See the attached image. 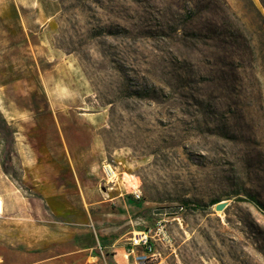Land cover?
Returning a JSON list of instances; mask_svg holds the SVG:
<instances>
[{"label":"rangeland","instance_id":"obj_1","mask_svg":"<svg viewBox=\"0 0 264 264\" xmlns=\"http://www.w3.org/2000/svg\"><path fill=\"white\" fill-rule=\"evenodd\" d=\"M54 1L0 0L1 264H140L160 220L148 264H264V0Z\"/></svg>","mask_w":264,"mask_h":264},{"label":"built area","instance_id":"obj_2","mask_svg":"<svg viewBox=\"0 0 264 264\" xmlns=\"http://www.w3.org/2000/svg\"><path fill=\"white\" fill-rule=\"evenodd\" d=\"M103 173L106 183L111 184L110 190H114L117 185V168L115 165L105 163L103 165ZM131 193L136 200L142 198V192L139 189ZM5 214L6 202L0 195V219L4 218ZM167 223V220H160L153 228L135 232L130 237L128 245L125 248V254L128 256V260L133 255L136 261L143 259L140 264H148L152 260L160 257V247H172L175 243V238L170 232ZM138 252H141V255H136Z\"/></svg>","mask_w":264,"mask_h":264},{"label":"crops","instance_id":"obj_3","mask_svg":"<svg viewBox=\"0 0 264 264\" xmlns=\"http://www.w3.org/2000/svg\"><path fill=\"white\" fill-rule=\"evenodd\" d=\"M14 2L20 11V25L22 30H26L28 35L30 32L32 35L43 36L48 35L51 31L55 30V19L59 10L58 5L54 0H11V4L8 2L5 3V8L8 9V6L13 5ZM2 11H4V8L3 5L0 4V12L2 13ZM9 30L10 29L6 27L4 33L0 28V38H2L3 35L6 37L11 36L12 34ZM0 46V53H3L4 47H7V40L5 43L2 40ZM6 50L7 48H5V51ZM4 92L5 88L0 87V102L3 100V95H5ZM56 99L57 98L53 97V100ZM98 154L99 159L102 160V153L98 152ZM1 196L4 198L3 195Z\"/></svg>","mask_w":264,"mask_h":264},{"label":"water","instance_id":"obj_4","mask_svg":"<svg viewBox=\"0 0 264 264\" xmlns=\"http://www.w3.org/2000/svg\"><path fill=\"white\" fill-rule=\"evenodd\" d=\"M227 206H228V202H220L215 205V210L217 212H222L227 208Z\"/></svg>","mask_w":264,"mask_h":264},{"label":"trees","instance_id":"obj_5","mask_svg":"<svg viewBox=\"0 0 264 264\" xmlns=\"http://www.w3.org/2000/svg\"><path fill=\"white\" fill-rule=\"evenodd\" d=\"M250 201L253 202V203H255V204H257V205H259V202H257L256 200L251 199ZM218 203H219V201H215V202L213 203V205H216V204H218ZM172 215L175 216V215H177V214H172Z\"/></svg>","mask_w":264,"mask_h":264},{"label":"bare ground","instance_id":"obj_6","mask_svg":"<svg viewBox=\"0 0 264 264\" xmlns=\"http://www.w3.org/2000/svg\"><path fill=\"white\" fill-rule=\"evenodd\" d=\"M0 107H1V106H0ZM1 108H2V107H1ZM1 108H0V109H1ZM2 110H3V109H2ZM3 112H4V111H3ZM126 258L128 259V256H127V255H126Z\"/></svg>","mask_w":264,"mask_h":264}]
</instances>
